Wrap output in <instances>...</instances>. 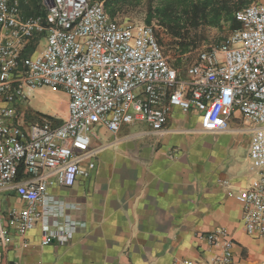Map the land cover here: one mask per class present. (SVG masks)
Masks as SVG:
<instances>
[{
    "label": "built area",
    "instance_id": "obj_1",
    "mask_svg": "<svg viewBox=\"0 0 264 264\" xmlns=\"http://www.w3.org/2000/svg\"><path fill=\"white\" fill-rule=\"evenodd\" d=\"M20 1L0 0V203L7 188L25 202L7 214L19 234L40 221L41 244L71 238V229L53 227L56 221L44 219L38 205L49 187H71L87 175L81 161L93 126L114 133L123 124L143 121L160 130L177 107L198 111L209 131L227 130L234 110L253 126L248 168L256 176L236 198L244 230L264 240V3L236 10L239 27L219 45L198 51L182 76L165 57L152 25L120 24L102 3L90 0H43L44 15L22 17ZM40 34L42 49L23 56ZM41 87L67 94V118L56 125L12 124L13 104ZM198 237L219 247L207 264H232L225 230ZM7 242L0 208V244Z\"/></svg>",
    "mask_w": 264,
    "mask_h": 264
},
{
    "label": "crops",
    "instance_id": "obj_2",
    "mask_svg": "<svg viewBox=\"0 0 264 264\" xmlns=\"http://www.w3.org/2000/svg\"><path fill=\"white\" fill-rule=\"evenodd\" d=\"M20 5L22 17L32 16L22 12V0ZM43 35H36L22 55H36ZM48 89L55 105L30 107L20 126L16 104L23 101H17L9 121L26 128L35 121L56 125L66 119L67 94ZM252 127L234 110L227 130L209 131L198 111L177 107L160 130L143 121L123 124L114 133L93 126L81 161L87 175H79L71 187H49L38 205L44 219L56 221L53 227L71 229V238L41 244L40 221L19 234L7 214L25 202L4 189L0 208L8 242L0 244V264H207L219 247L198 235L216 229L230 237L232 264H264V240L246 233L236 198L256 176L248 168ZM89 162L94 166L87 167Z\"/></svg>",
    "mask_w": 264,
    "mask_h": 264
},
{
    "label": "trees",
    "instance_id": "obj_3",
    "mask_svg": "<svg viewBox=\"0 0 264 264\" xmlns=\"http://www.w3.org/2000/svg\"><path fill=\"white\" fill-rule=\"evenodd\" d=\"M100 1L111 19L118 13L140 5L143 0H91ZM145 19L148 25L152 20L165 29L176 49L185 54L199 42L196 31L201 27H220L226 24L230 30L239 27L234 12L250 3L251 0H144ZM24 15H44L43 0H22ZM159 42V41H158Z\"/></svg>",
    "mask_w": 264,
    "mask_h": 264
},
{
    "label": "rangeland",
    "instance_id": "obj_4",
    "mask_svg": "<svg viewBox=\"0 0 264 264\" xmlns=\"http://www.w3.org/2000/svg\"><path fill=\"white\" fill-rule=\"evenodd\" d=\"M250 3H264V0H251ZM145 4L146 3L143 0L141 1L140 5L128 9L127 12L118 13L114 19L123 25H148L144 22L146 10ZM23 9L24 8H22V12ZM150 25H152L155 29L156 38L159 41V45L165 57H167L168 62L171 65L174 64V67L179 70L181 75L184 72L186 66H188L196 58L198 51L208 49L211 46L219 45L232 31L227 27L226 24H222L220 27H201L196 31L197 35L199 36V42H197L196 47L185 54H181L178 52V49H176L174 41L170 39L165 29L157 24L156 20H152ZM40 44L41 43L38 40L36 43L37 49H39ZM49 93L48 87H44L41 88L39 92H36L34 96L32 94L30 99L16 104L17 106L21 107L18 108V117L15 122L20 126H24L25 115L27 117V111L29 114L31 112L30 107L44 110V107L47 105H55L54 101L48 96ZM32 116L34 115L32 114ZM11 122L13 123V120H11Z\"/></svg>",
    "mask_w": 264,
    "mask_h": 264
}]
</instances>
